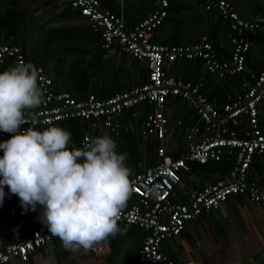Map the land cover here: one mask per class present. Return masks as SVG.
<instances>
[{"label":"built area","instance_id":"obj_1","mask_svg":"<svg viewBox=\"0 0 264 264\" xmlns=\"http://www.w3.org/2000/svg\"><path fill=\"white\" fill-rule=\"evenodd\" d=\"M85 18L99 34L101 47L105 50L117 45L129 57L144 62L147 75L144 83L128 90L100 99L94 94L76 98L69 91L54 89L52 78L43 67L38 66L39 81L44 92V103L26 112L29 127L44 130L49 126L78 120L87 126L79 144L91 142L100 129L115 135L138 131L142 140L156 142V163L134 173L135 191L122 210L120 226L137 227L143 238L135 257L126 264H178L179 260L161 251L164 241L181 235L186 225L202 214L219 211L230 198L244 196L251 203H264L261 188L249 181V170L256 156L264 154V131L259 125V108L264 102V54L259 72L242 94L218 105L203 92V80L183 82L170 74L178 60L200 61L205 71L219 79L236 77L242 73L252 74L247 67V57L254 45V38L264 35V15L243 18L230 0H197L204 10L215 14L227 23V40L231 45L230 57L221 60L212 41L203 36L194 44L160 45L152 42L153 33L168 17L170 0H151L152 11L132 28L123 17L101 7L99 0H62ZM16 66L26 63L25 54L19 46L0 44V66L8 61ZM182 100L193 112L195 122L185 128L186 150L174 157L167 151L168 120L165 107L169 98ZM147 105L150 110L139 123H134L127 113ZM183 122L177 121L181 126ZM4 134L2 142L10 139ZM227 163L228 170L211 183L198 187L194 182L196 166L210 163ZM191 183L188 201H178V187ZM138 189V191H137ZM135 199L134 202L132 200ZM4 234L9 242L0 248V264H8L16 258L28 261L36 250L49 246L52 236L45 224L34 225L22 217L6 224ZM108 246L101 244L95 255L107 253ZM82 250L75 255L80 256ZM76 257V258H78Z\"/></svg>","mask_w":264,"mask_h":264},{"label":"crops","instance_id":"obj_2","mask_svg":"<svg viewBox=\"0 0 264 264\" xmlns=\"http://www.w3.org/2000/svg\"><path fill=\"white\" fill-rule=\"evenodd\" d=\"M230 1L245 19L264 15V0ZM99 2L103 9L122 16L128 28L135 26L153 8L151 0ZM203 36L213 42L221 60L229 59L231 45L227 40V23L205 11L197 0H170L168 17L153 33L152 42L160 45L194 44ZM101 43L99 34L89 22L62 0H0V44L22 48L26 63L43 67L57 91H69L76 98L94 94L104 99L145 82L147 69L144 62L124 54L117 45L105 50ZM263 47L264 35L255 37L251 56L261 58ZM13 64L12 60L8 61V66L2 70L13 67ZM170 74L183 82L203 80V92L218 105L226 103L228 96L242 95L252 83L243 74L219 79L208 74L200 61L178 60L171 67ZM183 108L189 112L177 117ZM149 110L147 105H142L127 115L139 126ZM165 116L168 120L167 151L177 157L186 150L185 128L194 124L195 118L182 100L172 97L167 100ZM258 119L264 131V102L259 108ZM180 120L183 124L178 126ZM56 126L72 131L73 143L76 141L74 133L83 135L84 126L81 124L69 127L63 122ZM104 135L116 141L118 153L126 154L127 150L131 153L133 166H129L127 160L126 165L132 169V176L155 163L156 142L142 140L137 130L115 135L100 129L91 141ZM137 156L141 157L140 161ZM228 168L227 163L196 166L194 184L201 187L211 183ZM249 181L256 183L264 193V154L253 159ZM190 185L185 182L178 187L179 202L188 201ZM41 216L39 205L36 211H25L18 196L12 195L5 187L4 202L0 206V248L9 242L4 234L7 223L22 217L28 223L43 225ZM120 227L122 232L109 238L106 243L108 251L102 255L82 250L78 257L77 252L65 249L61 240L55 238L51 245L31 254L28 261L13 258L8 264H126L135 257L143 233L137 227ZM161 251L177 258L178 264H264V203L256 205L244 196L230 197L219 211L202 214L188 223L180 236L162 242Z\"/></svg>","mask_w":264,"mask_h":264},{"label":"clouds","instance_id":"obj_3","mask_svg":"<svg viewBox=\"0 0 264 264\" xmlns=\"http://www.w3.org/2000/svg\"><path fill=\"white\" fill-rule=\"evenodd\" d=\"M42 79L31 62L0 72V132L12 134L0 142V206L7 187L25 211L41 207L42 223L65 249L88 252L122 232L121 213L135 191L132 169L111 136L77 148L63 127L21 131L26 112L44 103Z\"/></svg>","mask_w":264,"mask_h":264},{"label":"trees","instance_id":"obj_4","mask_svg":"<svg viewBox=\"0 0 264 264\" xmlns=\"http://www.w3.org/2000/svg\"><path fill=\"white\" fill-rule=\"evenodd\" d=\"M213 43V42H212ZM8 45H12V44H8ZM261 51V55L264 54V47H263V51ZM251 52L249 53L248 57H247V64H248V69L251 70L252 74L250 75L249 73H242L243 75H245L246 77H248L250 79L251 82H253V79H252V75L255 76L259 70H260V66H261V58L256 56V55H253L254 56V59H253V56H251ZM14 62V61H13ZM12 63V62H11ZM10 64V63H9ZM12 65V64H11ZM14 65V64H13ZM8 65H3V66H0V70L3 71L2 69H4V67H6ZM10 66V65H9ZM239 76V75H238ZM237 76V77H238ZM68 126L69 127H74L75 125L77 124H81L82 126H84V129L86 128L87 124L86 123H83L81 121H78V120H70L67 122ZM72 132V131H71ZM5 132H0V142H2V139H3V136H4ZM72 134V133H71ZM8 136H11L12 134L10 133H7ZM80 134L78 133H74L73 135V138L76 139V141H74L75 144H79V141H80ZM1 152H3L2 150H0ZM150 153L152 154V150L150 151ZM154 155V153H153ZM178 154H176L175 156H177ZM155 163H156V160H155ZM154 163V164H155ZM225 163V162H224ZM153 164V165H154ZM223 164V163H221ZM219 164V165H221Z\"/></svg>","mask_w":264,"mask_h":264},{"label":"rangeland","instance_id":"obj_5","mask_svg":"<svg viewBox=\"0 0 264 264\" xmlns=\"http://www.w3.org/2000/svg\"><path fill=\"white\" fill-rule=\"evenodd\" d=\"M186 111L189 112L188 110H185V109L183 108V110L181 111L180 115H177V117H183V116H184V113H185ZM187 112H186L185 114H187ZM174 117H175V115H174ZM177 117H176V118H177ZM126 155H127V159H126V160H127V162H128V165H129V166H133V161H134V160L131 159V153H130L128 150L126 151ZM137 158H138V156H137ZM138 160H139V161L141 160V157H140V156H139Z\"/></svg>","mask_w":264,"mask_h":264},{"label":"snow or ice","instance_id":"obj_6","mask_svg":"<svg viewBox=\"0 0 264 264\" xmlns=\"http://www.w3.org/2000/svg\"><path fill=\"white\" fill-rule=\"evenodd\" d=\"M137 191H138V189H137Z\"/></svg>","mask_w":264,"mask_h":264}]
</instances>
